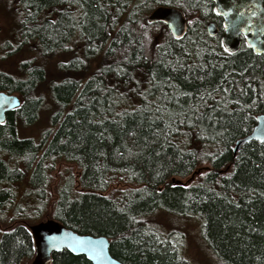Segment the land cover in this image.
Listing matches in <instances>:
<instances>
[{"label": "trees", "instance_id": "1", "mask_svg": "<svg viewBox=\"0 0 264 264\" xmlns=\"http://www.w3.org/2000/svg\"><path fill=\"white\" fill-rule=\"evenodd\" d=\"M158 6L182 11L181 38L148 21ZM210 7L211 0H0L11 26L0 32V92L21 99L0 123V221L18 222L0 230V264L33 257L24 206L41 217L54 176L52 219L108 237L123 264H186L154 230L160 211L197 217L220 264H264V142L244 143L233 156L235 141L264 114V56L246 45L229 53L221 29L209 36ZM6 61L16 69H4ZM48 104L56 128L40 141L21 135ZM61 162L75 174H54ZM51 264L90 263L62 250Z\"/></svg>", "mask_w": 264, "mask_h": 264}, {"label": "water", "instance_id": "2", "mask_svg": "<svg viewBox=\"0 0 264 264\" xmlns=\"http://www.w3.org/2000/svg\"><path fill=\"white\" fill-rule=\"evenodd\" d=\"M215 12L222 18L221 42L229 53L239 50L241 37L256 55L264 56V0H212ZM150 23H163L171 35L179 39L187 30L183 13L174 7L160 6L148 16ZM209 36L218 32L215 22L206 25ZM17 94L0 92V122L5 114L21 104ZM249 141L264 142V114L256 116L251 132L235 141L233 156ZM174 181V180H173ZM34 245L32 264H51L53 253L62 250L74 256H84L90 264H123L110 254L108 237L77 234L56 220L28 226Z\"/></svg>", "mask_w": 264, "mask_h": 264}, {"label": "rangeland", "instance_id": "3", "mask_svg": "<svg viewBox=\"0 0 264 264\" xmlns=\"http://www.w3.org/2000/svg\"><path fill=\"white\" fill-rule=\"evenodd\" d=\"M1 10L6 13L5 8H1ZM0 28L2 32L4 28L8 30L11 28L9 18H7L6 16L4 17L1 11ZM0 38H3L1 34ZM18 61H20V58L18 59ZM3 67L8 71H14L16 69L12 67L9 61H6V63L3 64ZM55 111L56 109L52 106V104H48L45 107V110L41 112L38 121L34 125L26 128L21 133V135L32 138L35 141H40L46 131H53L56 128V126L51 123V118L55 114ZM59 170L61 171V173L67 170L71 171V173L73 172V174H75L76 172L74 166L66 162L58 163L56 165V170L53 173L55 174ZM59 179V176H54V181L50 185L49 200L47 201L46 209L41 217H39V214H36L35 205L24 206L26 211L23 217L26 221H29V225L53 220L52 210L54 200L56 198L55 190L59 185ZM70 181L73 182L72 189H79L75 179L71 178ZM8 213L10 214V212ZM9 214H7L6 216L8 217ZM17 224L18 222L9 224L2 223L0 221V230L6 232ZM152 225L154 227V230L160 236L170 237V241L177 247L180 258L186 261V264H220L200 237L199 219L197 217L184 219L183 217H176L174 215H170L168 213L160 211L154 217ZM32 259L33 257L28 261H24L22 264H32Z\"/></svg>", "mask_w": 264, "mask_h": 264}, {"label": "flooded vegetation", "instance_id": "4", "mask_svg": "<svg viewBox=\"0 0 264 264\" xmlns=\"http://www.w3.org/2000/svg\"><path fill=\"white\" fill-rule=\"evenodd\" d=\"M210 10L212 11L215 20H210V21H208V22H211V21H212V22H215V23L217 24V26H218V32H219L220 29H221V31H222L221 34H220V38H221V35H222V33H223V30H222V27H221L222 18L216 14L215 9H214V4H213V1H212V0H211V7H210ZM208 22H207V23H208ZM206 25H207V24H206ZM205 28H206V26H205ZM0 32H1V28H0ZM218 32H217V33H218ZM243 45H246V46H247V44H246L244 38L241 37L240 47H239V49H240ZM247 47H248V46H247ZM248 48H249V47H248ZM251 51H252V50H251Z\"/></svg>", "mask_w": 264, "mask_h": 264}, {"label": "bare ground", "instance_id": "5", "mask_svg": "<svg viewBox=\"0 0 264 264\" xmlns=\"http://www.w3.org/2000/svg\"><path fill=\"white\" fill-rule=\"evenodd\" d=\"M158 7H160V6H158ZM156 8H157V7H156ZM154 9H155V8H154ZM154 9H153V10H154ZM153 10H152V11H153ZM152 11H151V12H152ZM151 12H150V13H151ZM150 13H149V14H150ZM149 14H148V16H149ZM148 16H147V19H148ZM4 120H5V117H4ZM4 120H3V122H4ZM3 122H0V123H3ZM73 232H74V231H73ZM71 255H72V254H71Z\"/></svg>", "mask_w": 264, "mask_h": 264}]
</instances>
